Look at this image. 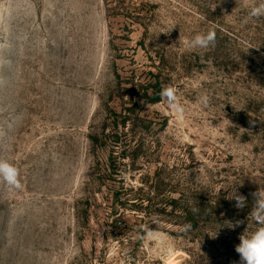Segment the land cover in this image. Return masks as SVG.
I'll list each match as a JSON object with an SVG mask.
<instances>
[{
  "label": "rangeland",
  "instance_id": "rangeland-1",
  "mask_svg": "<svg viewBox=\"0 0 264 264\" xmlns=\"http://www.w3.org/2000/svg\"><path fill=\"white\" fill-rule=\"evenodd\" d=\"M253 3L0 0V159L23 186L0 181V264H239L264 190Z\"/></svg>",
  "mask_w": 264,
  "mask_h": 264
},
{
  "label": "clouds",
  "instance_id": "clouds-1",
  "mask_svg": "<svg viewBox=\"0 0 264 264\" xmlns=\"http://www.w3.org/2000/svg\"><path fill=\"white\" fill-rule=\"evenodd\" d=\"M217 5L212 10H215ZM248 16L249 18L264 17V0H259L258 4L253 3L249 9ZM215 42L216 31L214 28H209L204 33H197L190 41H186L185 43L187 47L191 49H206L209 46L214 45ZM160 95L162 101H164L170 109L180 115L184 113V106L180 103L177 91L174 87H164L161 90ZM198 103L207 106L209 103V97L207 95H201L198 98ZM19 176V169L14 164L8 162L7 160L0 159V181L5 183L10 188L21 189L23 186ZM252 196L254 203L247 219L250 218L255 221L259 227H257V229L250 234H245L244 231L238 237L240 242L235 246V251L240 258L239 264H264V190L258 189L252 193ZM225 199L234 200L235 207L237 209H243L248 206L247 197L239 194L237 187L231 189ZM197 211H199L198 208H193V212ZM243 223L244 221L242 220H237L235 223L228 222L229 226L227 227L235 229ZM184 230H187V226ZM216 235L213 238H215Z\"/></svg>",
  "mask_w": 264,
  "mask_h": 264
}]
</instances>
